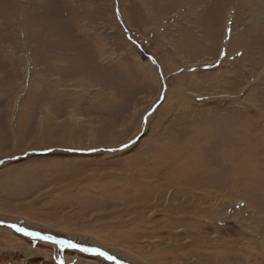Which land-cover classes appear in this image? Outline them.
<instances>
[{
  "label": "rangeland",
  "instance_id": "rangeland-1",
  "mask_svg": "<svg viewBox=\"0 0 264 264\" xmlns=\"http://www.w3.org/2000/svg\"><path fill=\"white\" fill-rule=\"evenodd\" d=\"M251 71L264 0H0V264H264Z\"/></svg>",
  "mask_w": 264,
  "mask_h": 264
},
{
  "label": "bare ground",
  "instance_id": "bare-ground-1",
  "mask_svg": "<svg viewBox=\"0 0 264 264\" xmlns=\"http://www.w3.org/2000/svg\"><path fill=\"white\" fill-rule=\"evenodd\" d=\"M148 7V6H147ZM154 15V14H153ZM179 45V44H178ZM257 57V56H256ZM250 74H252L254 77H256L257 78V83L259 84L263 79H264V77H263V79H262V76L261 75H255L256 74V72L254 71V72H249ZM226 76V78L227 77H231V75H229L228 73H226V72H222L221 73V75H219L218 76V80H222L224 77ZM252 76V77H253ZM188 142H189V140H188ZM211 142V141H210ZM187 143V142H186ZM185 143V144H186ZM181 145V144H180ZM179 145V146H180ZM187 145V144H186ZM185 145V146H186ZM184 146V147H185ZM205 146V145H204ZM182 147V146H181ZM180 147V148H181ZM170 148V147H169ZM179 148V147H178ZM163 149V148H162ZM161 149V150H162ZM168 150V149H167ZM176 150V149H175ZM172 152L171 153H173V155H176V151H173V150H171ZM162 152H163V150H162ZM161 155V154H160ZM170 155V154H169ZM171 156V155H170ZM178 156H179V161H177L178 163L177 164H174L171 168V172L169 173V174H167L166 175V180H167V184H169V183H171L169 186H171V185H173V184H175V185H178V186H181V184L179 183V177H181V175H180V173H184L183 171H185V169L187 170V171H190L191 169H192V167H196L195 165H194V163L193 162H191V155L189 154L188 156H186V157H182V155H180V154H178ZM164 160V159H163ZM205 163V162H204ZM201 164V163H200ZM155 166V165H154ZM153 165L151 166L152 168L154 167ZM205 166H207V165H205V164H202V168L203 167H205ZM144 168V167H143ZM191 168V169H190ZM210 168V167H209ZM239 169V168H238ZM237 169V170H238ZM146 170V169H145ZM194 171H196V169H194ZM216 171V170H215ZM200 172H202V171H200ZM236 172V171H235ZM146 173V172H145ZM211 173V172H210ZM237 174V173H236ZM186 175V178H189V173H186L185 174ZM205 175V174H204ZM210 175V174H209ZM211 178V177H210ZM209 178V179H210ZM211 179H213V178H211ZM200 180V179H199ZM203 180V179H202ZM205 180H206V177H205ZM192 181H193V179H192ZM202 182V181H201ZM194 183V182H193ZM192 183V184H193ZM194 185H196V184H194ZM193 185V186H194ZM209 187V186H208ZM212 189V188H211ZM173 190H175V189H173ZM186 190H188L187 188H186ZM191 190H193V191H195V190H199V191H205L206 189L203 187H199V186H194L193 187V189H191L190 188V192H191ZM218 190V189H217ZM180 192H181V190H180ZM210 192V191H209ZM212 192V191H211ZM213 192H215V191H213ZM179 193V192H178ZM194 193V192H193ZM200 193V192H199ZM205 193H208V192H205ZM196 194V193H195ZM177 195H179V194H177ZM181 195V194H180ZM183 195V194H182ZM181 195V196H182ZM186 195V196H185ZM185 195H183V199H184V197L186 198V199H188L187 200V202L188 203H184V200H181V201H177L178 202V204H177V206H179V209L178 210H183L184 211V213L186 212V211H190V207H193L192 209H194V208H197L198 207V205H193L192 203H191V201L189 200V199H191V198H194V195H191V194H188L187 192L185 193ZM222 195V194H221ZM190 198H189V197ZM220 196V195H219ZM224 196H225V194H224ZM224 198V197H223ZM201 199V198H200ZM202 201V200H201ZM217 202V201H216ZM210 203V202H209ZM219 203H220V201H219ZM189 204H191V205H189ZM201 204H202V202H201ZM216 204V203H215ZM187 205H189L188 206V208H187ZM211 206H213L214 207V205H211ZM208 207V206H207ZM206 208V206H204V207H201V208H198L199 210H197L198 212H200V211H204V210H206V211H211V212H213V209L211 210V209H209L208 208V210H207V208ZM217 208H218V206H217ZM188 209V210H187ZM219 209V208H218ZM183 211H181V212H183ZM189 213H191V212H189ZM5 215H7V214H5ZM183 215V214H182ZM240 250H242V251H244V250H249L250 251V249H249V247H245V248H243V247H241V248H239ZM238 249V250H239ZM244 253V252H243ZM243 255V254H242Z\"/></svg>",
  "mask_w": 264,
  "mask_h": 264
},
{
  "label": "snow or ice",
  "instance_id": "snow-or-ice-1",
  "mask_svg": "<svg viewBox=\"0 0 264 264\" xmlns=\"http://www.w3.org/2000/svg\"><path fill=\"white\" fill-rule=\"evenodd\" d=\"M13 227H15V226L13 225ZM16 230L22 231V232H24L25 235H28V236H34V237L41 238V239L46 240V241L52 240V237H48V236L41 237L39 233L27 232L21 228H16ZM59 243L68 247V248H75V249H79V251H81V252L91 253L92 255L103 258L105 260H109V261H115L116 260V257L108 255L106 252L100 251L99 249H96V248H82L78 244L73 243L71 241H67V240H61V241H59Z\"/></svg>",
  "mask_w": 264,
  "mask_h": 264
},
{
  "label": "water",
  "instance_id": "water-1",
  "mask_svg": "<svg viewBox=\"0 0 264 264\" xmlns=\"http://www.w3.org/2000/svg\"><path fill=\"white\" fill-rule=\"evenodd\" d=\"M81 247V246H80ZM83 248V247H82ZM118 264H127V263H124V262H121V261H117L115 260Z\"/></svg>",
  "mask_w": 264,
  "mask_h": 264
}]
</instances>
